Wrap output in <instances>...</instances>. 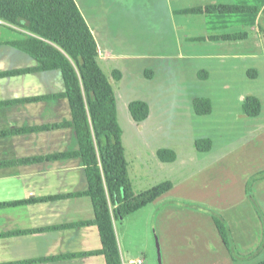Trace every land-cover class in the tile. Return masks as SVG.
Returning a JSON list of instances; mask_svg holds the SVG:
<instances>
[{
	"label": "crops",
	"instance_id": "0c3cea01",
	"mask_svg": "<svg viewBox=\"0 0 264 264\" xmlns=\"http://www.w3.org/2000/svg\"><path fill=\"white\" fill-rule=\"evenodd\" d=\"M161 1L173 52L151 57L192 66L190 75L199 89L206 88V82H219L214 95L187 92L185 108L191 121L198 122L200 130L210 123L214 129L235 128L228 126L231 123L250 126L229 141H215L225 138L208 132V137L194 136L195 154L187 163L181 162L177 147H158L156 154L160 150L176 153L174 162L165 163L175 170L176 179L146 187L135 182L124 150L136 194L165 182L173 187L114 223L122 264H261L264 226L259 211L264 217V179L250 185L254 203L248 184L264 172V0ZM222 6L249 10L208 11ZM14 30L0 20V204H5L0 207V264H107L103 255L95 254L102 249L98 228L86 224L94 220L92 202L87 196H74L88 190L85 166L78 157L55 158L79 150L74 126H65L72 123V115L69 102L61 97L65 93L62 73L35 71L37 61L10 44L19 37ZM231 35L236 36L234 40L223 39ZM95 38L102 68L109 54L103 53ZM146 73L153 79L152 71ZM232 80L238 82V92L228 85ZM232 95L237 104L225 106V99ZM247 96L260 100L259 116L243 113ZM198 98L211 101L209 115L195 113L193 101ZM44 127L49 129L38 130ZM199 139L213 143L204 156L196 148ZM64 195L73 196L43 201ZM188 205L224 218L240 259L231 256L212 216Z\"/></svg>",
	"mask_w": 264,
	"mask_h": 264
},
{
	"label": "trees",
	"instance_id": "16d2710c",
	"mask_svg": "<svg viewBox=\"0 0 264 264\" xmlns=\"http://www.w3.org/2000/svg\"><path fill=\"white\" fill-rule=\"evenodd\" d=\"M246 10L249 8H208L210 12L222 13ZM0 20L22 31L20 37L10 44L37 61L39 66L35 71H61L65 84V93L61 97L69 102L72 115V123L65 126H74L79 150L55 158L81 159L85 166L88 190L74 196H87L92 202L94 220L86 224L98 228L102 242V249L95 254L103 255L107 264H122L114 223L168 193L173 187L172 183H162L140 194L134 191L122 143L116 94L110 79L98 63L96 38L75 0H0ZM235 37L224 36L223 39L234 40ZM113 76L117 82L122 78L119 71H115ZM193 109L197 115H209L212 103L207 98H198L193 101ZM242 109L247 117H257L262 111L261 102L255 96H247ZM129 111L137 123L146 121L150 115V107L146 102L131 103ZM53 127L58 128L60 125ZM46 129L49 128H38ZM212 147L210 139L196 141V148L201 154L210 152ZM157 155L163 163L176 160V153L172 150H160ZM257 179H264V172L253 177L248 184L249 198L253 203L250 185ZM71 196L44 198L43 201ZM3 205L0 204V207ZM188 206L212 216L231 256L234 260L240 259L224 218L210 209ZM259 216L264 226L260 211ZM70 257L74 255L66 256Z\"/></svg>",
	"mask_w": 264,
	"mask_h": 264
},
{
	"label": "rangeland",
	"instance_id": "374dc122",
	"mask_svg": "<svg viewBox=\"0 0 264 264\" xmlns=\"http://www.w3.org/2000/svg\"><path fill=\"white\" fill-rule=\"evenodd\" d=\"M75 1L99 40L103 53L109 54L102 68L113 84L123 148L137 184L146 187L163 179H176L175 170L158 158L155 152L158 147H177L181 162L187 163L195 154L196 149L191 145L194 136H221L225 139L215 141L222 142L247 131L249 124L231 123L228 126L235 128L214 129V123H210L200 130L197 129L199 123L191 121L185 108L187 92L193 94L201 91L214 95L213 89L216 87L218 91L219 82H206L209 89H199L197 81L190 75L192 66L176 59L161 61L151 57L169 56L173 52L170 49L173 39L164 15V1ZM14 31L20 37L22 31L16 27ZM147 70L153 72V79L147 75ZM115 71L122 75L118 82L114 80ZM227 83L232 92H238L236 80ZM236 99L232 95L223 104L234 107ZM133 102L150 104L152 114L146 121L137 123L133 120L129 111V105Z\"/></svg>",
	"mask_w": 264,
	"mask_h": 264
},
{
	"label": "built area",
	"instance_id": "2783aa9c",
	"mask_svg": "<svg viewBox=\"0 0 264 264\" xmlns=\"http://www.w3.org/2000/svg\"><path fill=\"white\" fill-rule=\"evenodd\" d=\"M138 264H142V261H138Z\"/></svg>",
	"mask_w": 264,
	"mask_h": 264
}]
</instances>
